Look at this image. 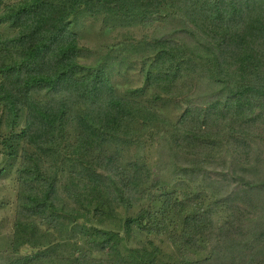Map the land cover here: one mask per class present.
<instances>
[{
	"label": "trees",
	"instance_id": "1",
	"mask_svg": "<svg viewBox=\"0 0 264 264\" xmlns=\"http://www.w3.org/2000/svg\"><path fill=\"white\" fill-rule=\"evenodd\" d=\"M88 20L146 33L100 53ZM0 133L19 163L0 264H264V0H0ZM136 228L178 261L129 247Z\"/></svg>",
	"mask_w": 264,
	"mask_h": 264
},
{
	"label": "rangeland",
	"instance_id": "2",
	"mask_svg": "<svg viewBox=\"0 0 264 264\" xmlns=\"http://www.w3.org/2000/svg\"><path fill=\"white\" fill-rule=\"evenodd\" d=\"M79 31L80 43L85 48H90L100 53H106L116 47L121 48L124 45V41L127 36L142 37L146 31L144 29L112 31L106 28L100 21L88 20L82 24ZM132 34V35H131ZM141 77L135 76L131 79L130 83H124L127 87H137L141 85ZM166 116L173 121L177 119L179 111L173 109L164 110ZM3 133H0V138H4ZM156 145L149 147L148 154L150 157L151 164L156 162ZM5 148L0 141V258L8 259L15 254L12 252V243L14 235V222L16 218V207H17V193H18V182L16 177V169L18 168V161L10 167L8 157H5ZM189 189V188H188ZM167 190H180L176 184H172L168 189L160 188L157 190L148 191L151 196L147 197L139 206H137L132 214L137 212L141 208H148L151 210H160L162 202H159L157 195L164 194ZM191 190H194L191 188ZM124 213V212H122ZM170 230L176 228V219L170 215L167 218ZM181 230V229H180ZM150 243H154L161 249L162 259L164 261H178L179 254L177 249L169 241L168 235H154L148 234L147 232L140 231L136 228L133 232L132 238L129 242V247L138 249L150 248ZM80 248L87 249L84 239H80ZM207 247L206 243H203ZM208 250L198 253L197 258L203 259L208 256ZM33 251L25 248L20 251L18 255L32 254Z\"/></svg>",
	"mask_w": 264,
	"mask_h": 264
}]
</instances>
